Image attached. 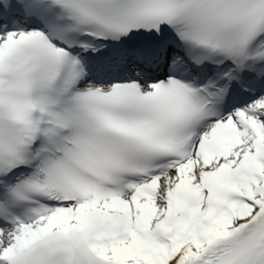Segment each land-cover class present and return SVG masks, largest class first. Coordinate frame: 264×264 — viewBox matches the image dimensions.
Wrapping results in <instances>:
<instances>
[{"label": "snow or ice", "instance_id": "obj_1", "mask_svg": "<svg viewBox=\"0 0 264 264\" xmlns=\"http://www.w3.org/2000/svg\"><path fill=\"white\" fill-rule=\"evenodd\" d=\"M0 264H264V0H0Z\"/></svg>", "mask_w": 264, "mask_h": 264}]
</instances>
